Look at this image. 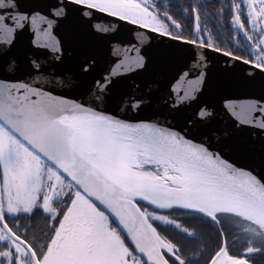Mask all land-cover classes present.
<instances>
[{"label": "snow or ice", "instance_id": "obj_1", "mask_svg": "<svg viewBox=\"0 0 264 264\" xmlns=\"http://www.w3.org/2000/svg\"><path fill=\"white\" fill-rule=\"evenodd\" d=\"M70 3L81 7L0 0V264H264V0L228 6L236 44L249 47L243 33L254 59L214 40L196 0L180 18L148 0ZM92 10L195 45L204 70L175 98H158L151 85L120 92L111 74L95 80L88 102L54 96L39 85L42 66L19 37L29 26L42 31L62 62L51 30L90 25ZM218 15L226 18L224 7ZM109 31L97 24L91 34ZM202 49L252 65L243 79L259 78V98L225 100L219 111L200 102L187 115L214 87ZM133 64L148 72L146 51L137 49ZM77 67L87 78L94 61Z\"/></svg>", "mask_w": 264, "mask_h": 264}, {"label": "water", "instance_id": "obj_2", "mask_svg": "<svg viewBox=\"0 0 264 264\" xmlns=\"http://www.w3.org/2000/svg\"><path fill=\"white\" fill-rule=\"evenodd\" d=\"M21 2L44 6L50 0H21ZM65 2L69 3L70 11L81 7L72 5L69 0ZM92 11L94 17H84V20L91 21L90 25L62 24L54 26L51 30L55 39L60 40L64 47L62 62L55 60L56 54L44 46L48 40L42 31L29 26L19 37L20 43L32 49L35 53L33 58H37L42 66L39 85L54 96L88 102L89 89L95 87V80L111 74V78L117 81V90L120 92L138 95L137 84L141 86V91L151 85L158 98L168 99L169 93L175 98L177 95H182L184 90L190 89L196 76L204 70L201 64L205 62L200 60V53L197 52L195 45L173 42L169 37L152 33L150 29L121 21L106 13ZM97 24L109 28L110 31L107 34L92 35ZM40 27L46 28L47 25ZM138 33H145L153 39L142 43ZM33 41H36V44H33ZM169 43L178 46L169 49L167 48ZM137 49L146 51L150 58L151 67L146 73L136 70L133 64ZM200 51L207 56L206 70L214 87L211 92L206 90L199 95V100L194 101L192 107L186 111L187 115H191L200 102H208L219 111L223 109L225 100L240 106L249 100L259 98L262 94L259 78L255 85H250L243 79V76L247 75V70L253 68L252 65H246L242 60L234 61L231 57H226L222 52L217 53L213 49ZM85 58L94 61L93 70L87 78L81 76L77 67ZM225 69L231 70L225 71ZM255 71L260 72L259 69ZM219 117L223 119L224 113L220 112Z\"/></svg>", "mask_w": 264, "mask_h": 264}, {"label": "flooded vegetation", "instance_id": "obj_3", "mask_svg": "<svg viewBox=\"0 0 264 264\" xmlns=\"http://www.w3.org/2000/svg\"><path fill=\"white\" fill-rule=\"evenodd\" d=\"M206 2L207 11L205 13L209 14V28L213 30L214 40L220 46H226L231 50L235 51L237 55H245L248 56L250 53L252 54L251 58L254 59L256 54V50L251 47L250 42L243 37V33H240L239 38L242 40L243 44H248L249 47L247 49L243 48L241 45L236 44V35L235 33L238 31L234 29L231 24V15L229 4L231 0H196V2L201 7L202 2ZM193 2V0H148V4L151 5L153 3L160 6L161 11L167 7L171 13L177 15L180 18L183 14V8L186 7L189 3ZM224 7L226 18L221 20L218 15V10ZM246 14V9H245ZM186 23L189 27H194V16H189ZM251 27V26H249ZM36 223L42 227V223L37 219ZM229 243L233 245V247L238 248L239 243H233L231 235L229 236Z\"/></svg>", "mask_w": 264, "mask_h": 264}, {"label": "trees", "instance_id": "obj_4", "mask_svg": "<svg viewBox=\"0 0 264 264\" xmlns=\"http://www.w3.org/2000/svg\"><path fill=\"white\" fill-rule=\"evenodd\" d=\"M205 1L201 3V21L205 22V12L207 11L206 5H205ZM207 24L209 26V14H207ZM222 47H226V46H222ZM227 48V47H226Z\"/></svg>", "mask_w": 264, "mask_h": 264}, {"label": "rangeland", "instance_id": "obj_5", "mask_svg": "<svg viewBox=\"0 0 264 264\" xmlns=\"http://www.w3.org/2000/svg\"><path fill=\"white\" fill-rule=\"evenodd\" d=\"M70 1V0H69ZM118 18V17H117Z\"/></svg>", "mask_w": 264, "mask_h": 264}]
</instances>
